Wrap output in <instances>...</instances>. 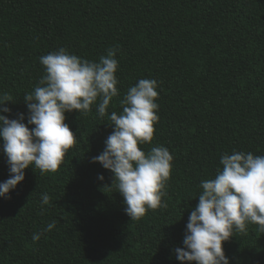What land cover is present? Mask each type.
<instances>
[{
    "label": "trees",
    "instance_id": "trees-1",
    "mask_svg": "<svg viewBox=\"0 0 264 264\" xmlns=\"http://www.w3.org/2000/svg\"><path fill=\"white\" fill-rule=\"evenodd\" d=\"M60 47L97 61L119 49L120 95L108 114L122 112L119 101L139 79L158 81L159 121L143 149L163 145L174 156L167 207L135 221L125 214L117 189L104 188L112 173L90 162L111 121L95 105L87 115L73 110L65 123L78 141L59 168L25 169L10 198H0V264H180L174 249L200 181L214 178L234 149L264 156V0H0V96L13 101L0 114L23 113L27 123L23 96L43 75L39 58ZM8 178L0 149V183ZM43 193L51 200L42 211ZM258 227L223 243L230 264H264Z\"/></svg>",
    "mask_w": 264,
    "mask_h": 264
},
{
    "label": "clouds",
    "instance_id": "clouds-1",
    "mask_svg": "<svg viewBox=\"0 0 264 264\" xmlns=\"http://www.w3.org/2000/svg\"><path fill=\"white\" fill-rule=\"evenodd\" d=\"M118 51L110 47L97 61L60 47L39 58L43 75L23 96L27 123L23 113L14 119L0 114V149L9 169V178L0 183V198H10V191L25 179V169L34 166L42 174L55 172L78 141L65 123V114L75 110L87 115L95 105L99 117L108 115L113 128L103 151L90 161L112 173L111 186L104 188L117 189L126 205L125 214L133 221L149 210L167 207L163 198L174 156L163 145L143 149L152 145L154 125L159 121L158 81L139 79L119 101L122 112L108 114L110 102L120 95ZM9 102H13L10 95L0 96V113H11L4 106ZM219 164L222 167L216 169L214 178L200 181L202 191L189 214L183 246L174 249L180 264H230L224 242L237 232L246 233L249 224L258 225L264 233V156L234 149L222 154ZM98 180L103 182L104 176ZM50 200L48 193L41 194L42 211ZM55 226L52 221L33 233V243Z\"/></svg>",
    "mask_w": 264,
    "mask_h": 264
}]
</instances>
